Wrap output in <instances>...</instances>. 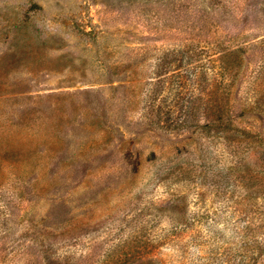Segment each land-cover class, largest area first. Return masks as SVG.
I'll list each match as a JSON object with an SVG mask.
<instances>
[{"label":"rangeland","instance_id":"obj_1","mask_svg":"<svg viewBox=\"0 0 264 264\" xmlns=\"http://www.w3.org/2000/svg\"><path fill=\"white\" fill-rule=\"evenodd\" d=\"M6 146L0 264H264V0H0Z\"/></svg>","mask_w":264,"mask_h":264},{"label":"trees","instance_id":"obj_2","mask_svg":"<svg viewBox=\"0 0 264 264\" xmlns=\"http://www.w3.org/2000/svg\"><path fill=\"white\" fill-rule=\"evenodd\" d=\"M15 156V150L8 148V146L4 147L0 150V164L4 161L7 162L11 159V157ZM13 165V164H12Z\"/></svg>","mask_w":264,"mask_h":264}]
</instances>
